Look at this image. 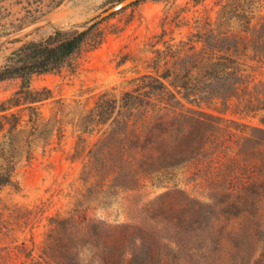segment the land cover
Here are the masks:
<instances>
[{"label": "rangeland", "instance_id": "obj_1", "mask_svg": "<svg viewBox=\"0 0 264 264\" xmlns=\"http://www.w3.org/2000/svg\"><path fill=\"white\" fill-rule=\"evenodd\" d=\"M118 1L0 0V67L29 41L90 26L56 69L29 76L35 101L25 102L20 78L0 80V175L11 173L0 187V214L10 234L0 245L23 243L36 255L56 220L70 218L74 226L66 228L77 238L71 248L81 264H105L100 258L107 251L116 264L123 254L129 259L134 246L135 264H202L206 232L231 231L254 234L255 246L228 254L209 245L204 264H264L262 132L238 147L217 132L207 147L225 144L221 152L204 150L135 183L103 164L118 148L104 143L111 128L115 141L130 134L113 122L121 117L123 94L143 75L144 87L158 86L150 77L159 78L189 96L186 106L221 116L223 128L248 135L249 126L264 127V0H138L96 20ZM205 54L226 60L231 74L216 77L205 69ZM224 81L236 83V90L223 91L228 96L203 93L211 83L222 91ZM254 180L255 206H229L231 198L217 194ZM182 192L212 205L209 212ZM203 218L208 224H198ZM216 219L228 223L214 226ZM243 219L245 228L238 223ZM91 222L131 229L123 237L101 225L86 233ZM158 249L161 258L151 255ZM27 260L23 253L9 264Z\"/></svg>", "mask_w": 264, "mask_h": 264}, {"label": "trees", "instance_id": "obj_2", "mask_svg": "<svg viewBox=\"0 0 264 264\" xmlns=\"http://www.w3.org/2000/svg\"><path fill=\"white\" fill-rule=\"evenodd\" d=\"M89 28L90 26L83 30L56 29L46 38L23 44L13 52L12 56L9 57V61L0 67V80L13 77L20 78L19 92L24 95L25 102L35 101L30 96L32 90L28 83L29 76L33 73H44L56 69L81 46ZM206 49L208 50L207 47ZM200 63L203 64L205 69L215 73L216 77L218 75L228 76L231 74L227 71L229 66H227L226 60L211 61V59H207L205 54L201 57ZM146 77L145 75L141 76L137 87L132 92L127 91L123 94L120 109L121 117L113 122L115 128H121L125 133L130 132V134L115 141L111 128L109 134L104 137V143L108 147H114V142L118 147L116 148V155L107 156L104 158L105 162L103 163L110 173H114L117 178L122 175L126 181L135 183L141 177H146L152 172L175 165L178 160L192 158L204 152V150L221 152L226 148L225 144H213L212 147H207L210 138L215 136L217 132L226 133L237 147L240 142L243 144L244 141L253 139L255 137L253 133L256 131L264 134V127L249 126L250 132L248 135L237 134L232 131V128H223L220 123L222 120L221 116L205 111L200 107L186 106L183 99L188 101L189 96L179 90L166 87L159 78L150 77L154 78L158 86L144 87ZM211 85L213 86H210L209 90H204L203 93L217 91L216 93L219 95H224L227 93L223 92L224 90L230 88L231 91L236 90V83L230 81L221 82L222 91L215 88L216 84L211 83ZM131 116L133 121L130 120ZM261 121L264 124V118ZM10 181V172H4L0 175V187L9 184ZM255 183L256 181L254 180L249 184H235L233 188L220 189L217 194L221 195L222 198L224 196L231 198V200L229 199L230 202H227L229 206H255L257 194L253 192L255 189L251 187L253 185L257 188L258 185ZM260 187L264 195V179L260 182ZM178 191L177 189L173 190V192ZM182 193H184L189 203L198 206L199 209L206 208V211H204L209 212L207 207L209 208L212 205L193 198L186 192ZM208 222V220L203 218V220L198 221V224L206 225ZM245 222L243 219L238 223L245 228ZM218 223L220 226H225L228 222L216 219L212 224L215 226ZM7 224V220L3 219L0 214V242L5 241L10 235ZM68 224L72 227L74 226L70 218L56 220L50 233L47 234V239L39 247L36 255H32L29 250L25 252L26 247L23 243L14 246L0 245V264H9L13 256L23 253L28 260L22 261L20 264H81L78 261L77 252H74L73 248H71V244L77 238L72 235L71 229L66 228ZM98 225H101V229L104 227L105 232H119L122 237L125 232L127 233V230L131 229V226L128 225L110 226L91 222L87 224L85 232L90 233L92 226ZM184 229L182 232H187L186 228ZM206 233L208 234L204 235L203 245H205V249H203L204 258L202 264L207 263V259L210 257V251L206 249L207 247L209 248V245H216L218 251L226 253L231 249H235L238 254L247 253V250L253 247L251 242H254L255 246L256 237L254 234H242L234 231L217 235L212 232ZM80 236V238H85L84 234ZM171 236L173 235L171 234ZM137 248L138 246L133 247L129 259L124 258V254L120 257L118 256L116 264H135L133 258L136 255ZM102 253L103 255L100 258L102 263L113 264L112 262H115L114 256L109 251ZM151 255L156 258L164 256L159 249L153 250Z\"/></svg>", "mask_w": 264, "mask_h": 264}, {"label": "water", "instance_id": "obj_3", "mask_svg": "<svg viewBox=\"0 0 264 264\" xmlns=\"http://www.w3.org/2000/svg\"><path fill=\"white\" fill-rule=\"evenodd\" d=\"M138 0H120L117 3L113 4L112 6H110L109 8H107L106 10H104L101 14L98 15V17L96 18V20H101L111 14H113L114 12H117L121 9H123L124 7L137 2Z\"/></svg>", "mask_w": 264, "mask_h": 264}]
</instances>
